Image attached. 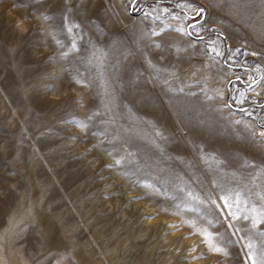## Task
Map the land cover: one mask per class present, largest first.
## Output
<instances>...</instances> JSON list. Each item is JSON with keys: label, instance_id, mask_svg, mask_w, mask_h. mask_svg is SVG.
Returning <instances> with one entry per match:
<instances>
[{"label": "rangeland", "instance_id": "obj_1", "mask_svg": "<svg viewBox=\"0 0 264 264\" xmlns=\"http://www.w3.org/2000/svg\"><path fill=\"white\" fill-rule=\"evenodd\" d=\"M262 16L0 0V264H264Z\"/></svg>", "mask_w": 264, "mask_h": 264}, {"label": "water", "instance_id": "obj_2", "mask_svg": "<svg viewBox=\"0 0 264 264\" xmlns=\"http://www.w3.org/2000/svg\"><path fill=\"white\" fill-rule=\"evenodd\" d=\"M188 14L192 16V15H194V14H196V13L189 12ZM190 24H191V22H189V23L187 24V28L189 27ZM219 33L227 39V37H226V35H225L224 32H219ZM191 35H194V34L191 33ZM196 36L201 37V35H196ZM225 63H227L228 65L233 66V64H230V63H228V62H225ZM242 80H243V79H242ZM243 81H244V80H243ZM228 85H229V82H228ZM228 94H229V95H228V98H227V102H228V104H229L232 108H234V109H242V108H244V106H242V105H236V104L232 103V101H231L232 93H231V90H230V87H229V86H228ZM262 126H264V124H262Z\"/></svg>", "mask_w": 264, "mask_h": 264}, {"label": "snow or ice", "instance_id": "obj_3", "mask_svg": "<svg viewBox=\"0 0 264 264\" xmlns=\"http://www.w3.org/2000/svg\"><path fill=\"white\" fill-rule=\"evenodd\" d=\"M225 203H226V205H227V200H225ZM229 207H230V206H229ZM205 235L208 236L209 238L211 237V234L205 233ZM210 246L212 247V250H213V251H216V252H222V251H224V250H223L222 248H220V247H216V246L211 245V244H210Z\"/></svg>", "mask_w": 264, "mask_h": 264}, {"label": "bare ground", "instance_id": "obj_4", "mask_svg": "<svg viewBox=\"0 0 264 264\" xmlns=\"http://www.w3.org/2000/svg\"><path fill=\"white\" fill-rule=\"evenodd\" d=\"M246 18L250 19L248 16L245 17V19H246ZM261 20H262V22H263L262 31H264V17H263V16H262V18H260V22H261ZM246 21H247V19H246ZM247 22H248V21H247Z\"/></svg>", "mask_w": 264, "mask_h": 264}]
</instances>
